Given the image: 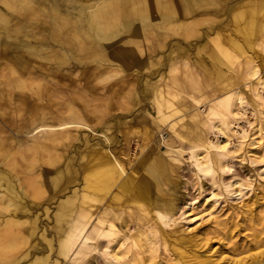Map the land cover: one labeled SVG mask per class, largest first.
Returning <instances> with one entry per match:
<instances>
[{
	"label": "rangeland",
	"instance_id": "rangeland-1",
	"mask_svg": "<svg viewBox=\"0 0 264 264\" xmlns=\"http://www.w3.org/2000/svg\"><path fill=\"white\" fill-rule=\"evenodd\" d=\"M215 1L193 21L177 0H0V196L13 203L0 208V264H264V0ZM248 3L253 30L234 18ZM236 90L232 152L209 149L204 174L192 152L226 139L205 115ZM107 154L124 170L105 188L93 161ZM74 225L83 231L63 253ZM142 226L151 249L132 245Z\"/></svg>",
	"mask_w": 264,
	"mask_h": 264
},
{
	"label": "bare ground",
	"instance_id": "bare-ground-1",
	"mask_svg": "<svg viewBox=\"0 0 264 264\" xmlns=\"http://www.w3.org/2000/svg\"><path fill=\"white\" fill-rule=\"evenodd\" d=\"M177 2H178V5H179L178 14L179 15L180 14L181 15L185 14L187 16H190V17L194 18L193 21L196 20L195 17H196L197 14L198 15L199 14H203L204 12H208L211 9V5L209 4V2H211V0H177ZM215 2H219V1L216 0ZM149 4H150V2H149ZM159 5L161 7H164L161 2L159 4H157V6H159ZM168 5L169 6H167V9H166L167 11H165V12L168 15L167 22H170V21L174 20V16H172V15L176 14V12H175L174 7L172 6L171 3H168ZM9 6L12 9L15 8V6L12 5V3ZM150 7L152 9H154L153 4ZM262 8H263V6L261 7V9ZM158 11L161 12V15L165 14L164 11H162L161 8H159ZM216 11H218V10H216ZM257 11H258V9H257V7H256V5L254 3H248V5H246V9L237 10L235 12L234 18L236 19V21L238 23L244 24V28H249V29L253 30L254 26H255L254 16H255V13H257ZM2 18H4L5 21L8 22V18L6 16H4L3 14H0V20ZM87 20L88 19L84 20L83 22H81V21L79 22V25H78L79 30L85 32L86 30L90 29L93 26V24H92L93 21L92 20H94V19L91 18V20L90 19L88 21ZM8 25H10V24L8 23ZM29 29L30 28L28 27L25 30L27 38H31ZM75 37H77V36L76 35H71L70 36L71 39H73ZM62 39H63V37H62ZM69 43H72V44L74 43L75 44V42H71V41H69ZM18 44H19L18 47H20V46L23 47L24 46V47H28V49H30L32 51L36 50V48L31 46V44L29 42L21 43V41H20ZM63 44H64V41H63ZM76 44L78 45L79 43H76ZM217 44H218L219 48L221 49V52H223L228 57L230 53L227 52V49L223 48V45H222L223 43L218 42V40H217ZM1 48H2V46H1ZM15 72H18V70L15 69ZM258 72H259V68H258V65L256 63L252 64V66L248 69V78H249V80H248L249 84L248 85H250L251 87L254 85V80H256V78L258 77L257 76ZM180 78L181 77L179 75L177 77H174L173 78V80H174L173 83L176 84V86H179V87H181L183 89V88H185V86H184L182 80H180ZM195 89H197V88H194V90ZM235 89H237V88H235ZM184 94L187 95L188 93L184 92ZM253 94H254V92H253ZM181 96L183 97V95H181ZM196 100L198 102L197 104H199L200 100H198V99H196ZM202 102L203 101H201V103ZM244 102H245V99L242 96L241 91L240 90H236L235 92H233V94L228 95V96L224 97L223 99L215 102V104L212 105L211 112H209V113H207L205 115L206 118H207V123L209 122L212 125L213 130L215 132H217L218 134H220V136L221 135L224 136L226 139L225 140L219 139V136H218L217 139L208 140L205 144H202V146L200 145L202 149L204 148L205 152H194V151L192 152L191 156H193V158L196 160V164H197V167L200 170V172H202L204 174H208L210 172V170H211L209 159H208V152H207L209 149H215V150L221 151L223 157H225V158H227L230 155V153L232 152L230 150V145H231V138H232V135H233L234 131H231L227 127V120H230V122H232L234 120H237V119L239 120V117L244 115L242 113V107L244 106ZM195 105H196V103H195ZM158 108H160V105L158 106ZM174 108H176V107H174ZM195 115L197 117V123H202L203 116L201 115V112L197 111ZM170 116H171L170 114L165 115V117H170ZM263 121H264V118L261 117L260 120L257 122V128H256L257 131H262L263 130V128H264ZM242 129H243L242 132H244V134H247L246 136H249V138H253V139L255 138V137H251V134H248L247 133L248 131L244 127ZM103 132H104V130H103ZM239 134H240V132H239ZM243 138H245V137H243ZM112 156H109L107 154V160H103V161L100 160L102 162H98L97 159L95 160V158H94V161H93L94 164L96 165V170H95L96 174H95V176L93 178L97 180L98 184H100L101 186H104L105 188L108 186L106 183H104L105 178L108 177V175H109L108 172L112 173V177L116 178L124 170V167H123L122 163L115 161L116 158L114 159ZM226 165L228 166V164H225L224 167H227ZM227 168L230 169V167H227ZM115 178H113V179H115ZM130 183H131L130 179L128 178L124 182L123 185H121L120 183L119 184L121 185L122 188L127 189V188L130 187ZM230 185L231 186H237V187L239 186V187H241V186H243V183L239 182V181H235L234 183H231ZM212 194H214V193H212ZM2 197L0 196V203H3V204H0V208L7 210L8 207H10L13 203L10 202V201H4L3 202L2 201ZM188 205L189 206H193V202L189 201ZM209 213L210 214L212 213L211 210L209 211ZM188 215L190 216L189 217V221H194V220H196V219H198L200 217V216L192 214L190 211H189ZM148 216H149L148 214H145V217H148ZM159 219H161V221L163 223H165V224H169V222H170V221L169 222L165 221L162 216L161 217L159 216ZM110 220L111 219H108V217L105 220L106 222L109 223V231H106V232L100 234L101 237L108 238L109 242L113 239L112 238L113 237L112 231L114 230V227H113L114 223L112 224ZM138 230H139L138 231L139 234L137 236L138 238L133 240V244L132 245H134L136 247V246H138V244H140V241H144L145 244H147V246L149 247V249H151L152 248L151 245L153 243L152 242L153 239L150 238V237H147L146 229H144L143 226L140 227ZM82 231H83V228L79 227V225H74L73 226V229L71 230V232H70V234L68 236V239L66 238V239L62 240V242H61L62 252L63 253H65L66 249H70L71 245L74 242V239L78 238V236H80ZM87 241H88V239L85 238V242H87ZM112 251L113 252L111 253V256L114 259L118 260V261L120 259H122L124 256L127 255V252L125 250H122V249L119 250L118 248L117 249L115 248ZM109 254H110V252H109ZM47 262H48V257L39 255L32 261L31 264H47Z\"/></svg>",
	"mask_w": 264,
	"mask_h": 264
}]
</instances>
